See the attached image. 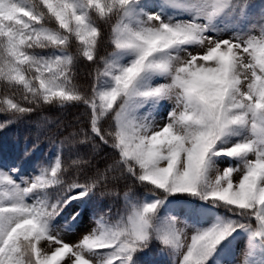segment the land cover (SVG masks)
Segmentation results:
<instances>
[{"label": "snow or ice", "instance_id": "6c2138e0", "mask_svg": "<svg viewBox=\"0 0 264 264\" xmlns=\"http://www.w3.org/2000/svg\"><path fill=\"white\" fill-rule=\"evenodd\" d=\"M253 11L248 0H0V80L21 88L28 104L82 102L91 133L149 194L126 218L69 244L57 217L91 199L100 178L73 181L53 201L48 190L64 183L59 155L22 182L18 168L0 167V264H138L154 239L175 264H220L241 234L248 237L243 264H251L253 250L264 247V0L259 35ZM92 13L115 19V51L100 58L89 97L72 83L68 49L75 39L86 60H97L102 32ZM166 101L175 106L163 123L140 112ZM31 111L0 100V112L13 117ZM105 117L114 121L107 132ZM170 197L202 202L199 211L214 222L185 218L193 229L186 244L180 219L162 217Z\"/></svg>", "mask_w": 264, "mask_h": 264}, {"label": "trees", "instance_id": "16d2710c", "mask_svg": "<svg viewBox=\"0 0 264 264\" xmlns=\"http://www.w3.org/2000/svg\"><path fill=\"white\" fill-rule=\"evenodd\" d=\"M103 3V0H100ZM254 6L252 20H260L259 9L262 0H248ZM93 18L101 28L102 42L98 46L97 60L90 62L80 54L79 41L73 39L68 51L74 57L72 66V83L85 95L91 96L96 74L103 68L101 57H108L115 51L112 43V24L115 19L105 23L92 13ZM49 27H55L54 24ZM41 55H51L54 49H36ZM23 90L12 87L6 81L0 80V100L12 98L22 106L31 107L33 111L13 117L10 113L0 112V164H8L19 169L18 176L23 180H31L39 174L42 167L51 166L57 155L61 157L63 186H53L48 190L49 199L55 200L62 194L67 184L80 183L97 179L94 195L85 201H73L64 209L63 216L68 227L74 226L83 219L85 210L94 218H100L108 225L119 222L131 211L134 203H141L148 194L147 189L134 178L122 174L117 167V152L104 145L98 137L91 133L89 126V110L82 102H69L39 105L28 104L23 99ZM114 121L105 117L101 121L102 129L112 130ZM85 135L90 139L80 143ZM80 160L81 163H73ZM111 166V168L109 167ZM107 179H104V176ZM190 199V198H186ZM191 200V199H190ZM193 201V200H192ZM29 202H31L29 198ZM197 206L200 201H193ZM81 204L78 210L74 206ZM79 213L76 221L73 214ZM162 214L163 211H162ZM165 255L167 260H165ZM169 255L158 240H153L150 248L139 255L138 264H170Z\"/></svg>", "mask_w": 264, "mask_h": 264}, {"label": "rangeland", "instance_id": "374dc122", "mask_svg": "<svg viewBox=\"0 0 264 264\" xmlns=\"http://www.w3.org/2000/svg\"><path fill=\"white\" fill-rule=\"evenodd\" d=\"M255 28L252 29V34L259 35V24L255 23ZM175 106L174 101H166L163 103L162 106L158 107L155 110H152L149 113V109L142 108L140 110L142 115H149L154 117L157 123H163V117ZM220 167L227 166L226 164H220ZM3 167V166H2ZM234 178L235 177L234 174ZM149 195V194H148ZM148 195L146 197H148ZM145 197V198H146ZM172 203L169 206L171 208V212L163 211L166 216L168 215H175L180 219V223L177 224V227L184 228V223L182 222L185 218H191L188 221V224L191 225L193 221H199L207 226V224L214 222L215 217L204 215L199 211V207L196 209L191 208V202L184 200V199H177V198H169ZM79 206H76L78 208ZM164 215V216H165ZM163 217V216H162ZM59 223L56 224L57 229L60 231L62 238L66 243L75 244L74 240L77 239V242L83 237L90 233L92 230L96 229L101 223V220L98 219H91L90 217L86 216L84 223L81 225L76 226L73 230H66L65 226L63 225V220L61 218L58 219ZM104 224V223H103ZM163 226V225H162ZM186 239L185 243H190L191 235L193 234L192 227L184 228ZM235 235V234H234ZM227 244V242H225ZM44 248L48 247L47 242L41 241L40 245ZM248 248V237L244 234L236 236L235 239L231 240V244L228 246L226 252L222 253L223 256H220V264H243V260L246 258L245 254ZM178 258L172 256L173 264ZM167 264V262H165ZM251 264H264V247H256L252 254H251Z\"/></svg>", "mask_w": 264, "mask_h": 264}, {"label": "bare ground", "instance_id": "6f19581e", "mask_svg": "<svg viewBox=\"0 0 264 264\" xmlns=\"http://www.w3.org/2000/svg\"><path fill=\"white\" fill-rule=\"evenodd\" d=\"M78 242H79V241H78ZM78 242H77V239L74 240V243H75V244L78 243Z\"/></svg>", "mask_w": 264, "mask_h": 264}]
</instances>
